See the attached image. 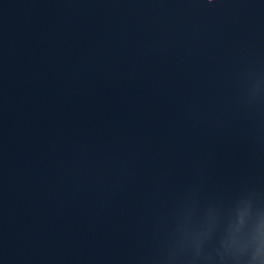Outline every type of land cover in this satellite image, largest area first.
<instances>
[{"label":"clouds","instance_id":"1","mask_svg":"<svg viewBox=\"0 0 264 264\" xmlns=\"http://www.w3.org/2000/svg\"><path fill=\"white\" fill-rule=\"evenodd\" d=\"M262 87H264V78L257 80L255 82V84L253 85V87L251 89V94L254 96L256 94V92L259 91ZM182 214H183V211L181 212V214L177 220V224H178L179 220L181 219ZM176 228H177V226H176ZM175 238H176V232H175L174 240H175ZM174 240H173V242H174ZM164 264H172V261H171V258L169 257V255L167 257V260L164 262Z\"/></svg>","mask_w":264,"mask_h":264}]
</instances>
